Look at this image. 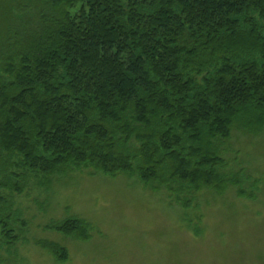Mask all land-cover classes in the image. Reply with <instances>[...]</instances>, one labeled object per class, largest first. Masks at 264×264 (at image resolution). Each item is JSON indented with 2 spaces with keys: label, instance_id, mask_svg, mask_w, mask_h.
Returning a JSON list of instances; mask_svg holds the SVG:
<instances>
[{
  "label": "trees",
  "instance_id": "1",
  "mask_svg": "<svg viewBox=\"0 0 264 264\" xmlns=\"http://www.w3.org/2000/svg\"><path fill=\"white\" fill-rule=\"evenodd\" d=\"M233 132L264 134V0H0V236L27 227L12 197L89 170L165 189L256 197L227 170ZM44 229L78 240L69 216ZM196 234L201 233L197 224ZM59 261L67 249L35 239Z\"/></svg>",
  "mask_w": 264,
  "mask_h": 264
},
{
  "label": "rangeland",
  "instance_id": "2",
  "mask_svg": "<svg viewBox=\"0 0 264 264\" xmlns=\"http://www.w3.org/2000/svg\"><path fill=\"white\" fill-rule=\"evenodd\" d=\"M222 150L227 170L263 179L256 197L239 196L234 187L222 195L203 190L185 209L165 189L134 177L75 170L12 197L28 225L12 247L0 236V264H264V134L233 132ZM69 216L91 223L88 240L44 229ZM35 239L64 246L67 259L59 261Z\"/></svg>",
  "mask_w": 264,
  "mask_h": 264
}]
</instances>
